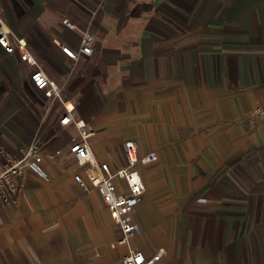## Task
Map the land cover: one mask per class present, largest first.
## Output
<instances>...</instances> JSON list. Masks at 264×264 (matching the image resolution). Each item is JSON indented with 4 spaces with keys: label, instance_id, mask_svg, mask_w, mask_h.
<instances>
[{
    "label": "crops",
    "instance_id": "0c3cea01",
    "mask_svg": "<svg viewBox=\"0 0 264 264\" xmlns=\"http://www.w3.org/2000/svg\"><path fill=\"white\" fill-rule=\"evenodd\" d=\"M0 17L94 131L98 162L123 167L126 140L156 154L137 166L131 249L163 251L153 264H264V120L247 119L264 102V0H0ZM85 30L92 54L68 59L58 44L76 49ZM34 70L0 47V148L19 156L38 137L59 151L0 200V264H114L128 247H111L108 210L74 182L77 131Z\"/></svg>",
    "mask_w": 264,
    "mask_h": 264
},
{
    "label": "built area",
    "instance_id": "2783aa9c",
    "mask_svg": "<svg viewBox=\"0 0 264 264\" xmlns=\"http://www.w3.org/2000/svg\"><path fill=\"white\" fill-rule=\"evenodd\" d=\"M63 24L69 29L74 25L67 20ZM94 35L88 30L82 31L76 49L67 45L58 44V47L68 59L78 61L80 56H89L94 50ZM0 47L7 53H17L21 62H26L35 67L29 79L32 85L45 97L57 99L60 102V89L38 67L36 60L31 56L27 43L14 36L0 17ZM65 115L59 120L60 125L72 123L77 131V136L72 140L69 153L73 156L81 171L73 175V180L84 192L94 190L100 196L104 206L108 210V216L112 225L120 232V238L114 245H125L128 253L114 264H153L163 251L159 250L151 256H146L141 250H133L129 247V241L139 234V228L131 219V212L137 205L145 191L144 183L140 177L137 166L148 165L156 162L157 156L153 152L139 156L134 141L124 142L125 165L119 169L111 170L106 163L98 162L93 154L90 138L95 134L82 120L77 119L74 107L67 102H62ZM252 124L256 120H264V102L254 106L247 116ZM41 141L33 140L29 146L21 151L19 156H13L0 148V200L8 203L19 191L27 169L44 176L40 163L43 157L49 159L59 155V151L44 154L40 151ZM116 180L124 183V192H118Z\"/></svg>",
    "mask_w": 264,
    "mask_h": 264
},
{
    "label": "rangeland",
    "instance_id": "374dc122",
    "mask_svg": "<svg viewBox=\"0 0 264 264\" xmlns=\"http://www.w3.org/2000/svg\"><path fill=\"white\" fill-rule=\"evenodd\" d=\"M35 139H39L38 137H36V138H34L33 140H35ZM40 140V139H39ZM41 141V140H40Z\"/></svg>",
    "mask_w": 264,
    "mask_h": 264
}]
</instances>
